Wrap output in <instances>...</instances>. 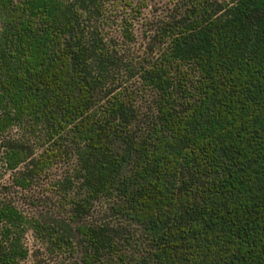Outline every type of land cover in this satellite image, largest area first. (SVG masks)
<instances>
[{"label": "trees", "instance_id": "1", "mask_svg": "<svg viewBox=\"0 0 264 264\" xmlns=\"http://www.w3.org/2000/svg\"><path fill=\"white\" fill-rule=\"evenodd\" d=\"M145 1L0 0V264H264V0Z\"/></svg>", "mask_w": 264, "mask_h": 264}, {"label": "rangeland", "instance_id": "2", "mask_svg": "<svg viewBox=\"0 0 264 264\" xmlns=\"http://www.w3.org/2000/svg\"><path fill=\"white\" fill-rule=\"evenodd\" d=\"M190 0H147L142 15L137 18L135 23V43L133 48L138 52H147L152 37L155 35L159 25L168 22L174 15L179 14L182 8ZM224 1V0H212ZM61 174V170L54 171L53 175ZM7 178V177H6ZM52 178L44 177L34 186L30 192L15 193V199L24 207L29 217H48L54 218L56 213L57 199L52 197ZM30 250L40 248L39 240L29 232L27 238ZM44 252V249H41ZM47 264H69L67 257L62 255L48 256L43 253ZM31 262V261H30ZM30 264V263H29Z\"/></svg>", "mask_w": 264, "mask_h": 264}]
</instances>
